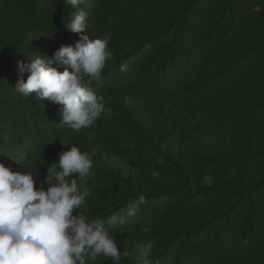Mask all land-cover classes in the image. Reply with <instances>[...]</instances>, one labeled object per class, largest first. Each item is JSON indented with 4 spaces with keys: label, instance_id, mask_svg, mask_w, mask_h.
<instances>
[{
    "label": "trees",
    "instance_id": "trees-1",
    "mask_svg": "<svg viewBox=\"0 0 264 264\" xmlns=\"http://www.w3.org/2000/svg\"><path fill=\"white\" fill-rule=\"evenodd\" d=\"M82 34L113 55L89 85L104 111L77 132L57 126L62 105L15 86L36 55L62 71L55 53ZM72 145L95 152L74 215L126 221L111 233L130 254L119 264L149 239L152 264H264V0H0V161L39 188Z\"/></svg>",
    "mask_w": 264,
    "mask_h": 264
},
{
    "label": "clouds",
    "instance_id": "clouds-1",
    "mask_svg": "<svg viewBox=\"0 0 264 264\" xmlns=\"http://www.w3.org/2000/svg\"><path fill=\"white\" fill-rule=\"evenodd\" d=\"M85 0H63L76 6ZM88 13L77 12L67 28L84 33ZM109 38H90L82 34L75 46H62L55 53V61L63 70L53 66V60L36 55L31 63L19 64L21 72L29 73L20 79L15 90L25 97L35 93L38 100L49 99L63 106L59 128L79 132L93 126L104 111V98L89 85L99 80L106 61L112 59L108 50ZM123 70V69H122ZM87 78V79H86ZM95 152L81 151L75 145L60 153L58 163L52 165L41 186L37 187L33 172L17 171L0 161V264H88L98 257L119 264L129 252L121 253L112 232L125 231L126 221L117 223L113 217L106 228L99 219H89L82 211L86 198L91 195L85 187L92 172ZM161 165L163 160L158 161ZM153 177L158 172L153 169ZM68 178V179H66ZM79 181V183H78ZM211 186L212 177L204 178ZM43 185H48L45 190ZM83 188V192L80 189ZM145 196L130 201V207L143 203ZM135 213L129 211V216ZM132 222H129L131 227ZM145 233L150 229L142 227ZM133 264H152V240L135 245Z\"/></svg>",
    "mask_w": 264,
    "mask_h": 264
}]
</instances>
